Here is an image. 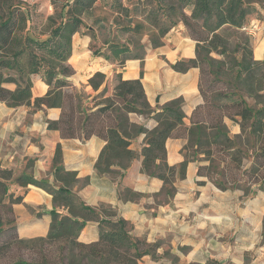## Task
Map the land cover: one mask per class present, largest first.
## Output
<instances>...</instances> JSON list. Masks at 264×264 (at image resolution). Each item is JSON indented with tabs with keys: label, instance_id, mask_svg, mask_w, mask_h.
Segmentation results:
<instances>
[{
	"label": "trees",
	"instance_id": "trees-1",
	"mask_svg": "<svg viewBox=\"0 0 264 264\" xmlns=\"http://www.w3.org/2000/svg\"><path fill=\"white\" fill-rule=\"evenodd\" d=\"M100 1H106L115 11L130 15V9L124 6L123 0H51L55 12L46 18V32L37 33L31 11L22 6L21 0H0V101L12 108L31 105L32 76L41 75L49 90L46 95L34 99L35 109L46 106L62 110L57 121H49L48 128L60 130L65 138L87 139L94 134L105 137L107 144L96 163L99 173L120 176L122 172L115 167L126 170L142 156V171L164 180V190L169 196L174 194L176 179L185 177L189 161L203 163L198 169L200 176L209 175L204 160H213L215 152L225 155L227 152L234 161L242 163L244 151L229 136L224 123L226 117L240 123L241 135L248 133L262 140L255 156L256 162L264 160V93H260L264 89V75H259L264 61L252 60L250 31L245 30L256 22L264 23V19L253 17L257 5L264 10V0H140L146 5L154 3L144 17L154 27L151 35L154 48L162 46V39L180 22L196 43L195 59L173 65L179 71L190 66L200 69L199 89L203 103L194 110L190 126L184 121L182 98L153 109L141 79L123 80L117 76L114 91L108 95L107 76L95 73L89 79V84L96 91L91 105H86L80 92L75 94L69 90L74 87L70 78L75 74L69 62L73 37L84 25V16ZM123 28L134 30L131 25ZM233 36L238 39L236 43ZM104 44L103 51H94L95 56L120 64L131 58L125 56L131 50L127 43L107 40ZM241 51L243 54L249 52L250 56H244ZM140 58L144 59V55ZM208 78L209 85L206 86ZM9 84L15 88H8L6 85ZM216 84H221L222 88L218 89ZM134 90L137 95L130 102L129 93ZM249 98L255 101L251 103ZM129 103L131 109L126 110ZM130 112L152 117L158 125L148 129L131 122ZM141 134H145L144 146L138 153L130 145ZM173 135H182L188 140L185 160L177 167L168 165L166 160L165 142ZM53 175L59 186L50 179L37 178L31 172L15 175L13 169L0 163V204L7 202L13 208L21 203L29 185L40 187L53 196L55 206L51 211L50 230L38 241L68 246L70 253L78 248L80 252L108 251L113 255L119 254L120 248H137L139 242L144 241L133 239L128 232V221L123 218L115 220L116 213L111 208L102 206L94 209L71 191L70 184L78 179L75 172L65 170L61 145H58L53 159ZM259 179V189L264 190V174ZM11 183L18 190L11 191ZM215 184L221 190L228 189L226 182L215 181ZM59 207L66 213H61ZM89 221L99 223L100 237L97 242L86 244L78 237ZM3 224L0 216V235L4 231ZM262 235L264 238V230ZM152 246L157 249L160 245L156 242ZM143 254L147 253H138L137 256ZM15 264L40 263L21 261Z\"/></svg>",
	"mask_w": 264,
	"mask_h": 264
},
{
	"label": "crops",
	"instance_id": "crops-1",
	"mask_svg": "<svg viewBox=\"0 0 264 264\" xmlns=\"http://www.w3.org/2000/svg\"><path fill=\"white\" fill-rule=\"evenodd\" d=\"M182 33L166 38L165 44L148 50L144 59L128 58L124 64L112 62L101 56H92L87 50V39H74L69 59L75 69L70 78L73 86L86 85L88 96L96 94L89 79L97 72L107 76L110 91H114L116 77L123 80L141 79L146 98L153 109L163 107L176 99H183L185 123L197 106L203 103L199 89V67L190 66L185 71L173 67L181 61L196 58V43ZM263 29L254 34V56L264 59ZM31 105L9 107L0 101V163L16 173L31 172L37 178L54 180L53 159L61 145L62 164L66 171L76 173L77 182L70 189L87 206L94 209L111 208L115 220L123 218L129 223V235L147 243H159L181 256L183 263L206 264L208 261L225 264H264V199L247 198L240 191L221 190L206 176L198 175L203 163L189 161L184 178L174 182L175 191L169 196L164 190V180L142 171L143 157L131 167L116 170L122 175L99 173L96 163L107 144L105 137L65 138L60 130L48 128L49 121H57L61 108L35 109L34 99L47 94L48 84L41 75H33ZM13 89L15 85H6ZM70 90V89H69ZM130 120L153 129L158 122L130 113ZM145 134L132 142L130 148L141 153ZM188 140L173 135L165 142L166 160L170 166H179L185 160ZM30 160H33L32 164ZM32 166H28V165ZM176 176L178 172L176 171ZM85 182V183H84ZM18 213V233L22 237L47 236L54 209L53 196L44 189L29 185L23 201L13 206ZM66 213L63 208H58ZM100 237L99 223L89 221L78 240L90 244Z\"/></svg>",
	"mask_w": 264,
	"mask_h": 264
},
{
	"label": "rangeland",
	"instance_id": "rangeland-1",
	"mask_svg": "<svg viewBox=\"0 0 264 264\" xmlns=\"http://www.w3.org/2000/svg\"><path fill=\"white\" fill-rule=\"evenodd\" d=\"M21 1L22 6L31 11L32 24L35 26L36 32H46V18L55 12L51 0ZM123 4L124 6L129 7V16H126V14L121 13L120 11L111 9L106 1L97 2L93 9L84 16V25L74 35L73 42L74 39L78 40V38L87 39V50L91 52L92 56H95V50H104V41L107 40L127 43L131 50L125 56L131 58H140V56L143 55L145 57L148 50L151 48L155 50L156 48H154L151 43V35L154 31V27L144 19L147 10H149L154 3L150 2L149 5H146L140 0H123ZM256 7L257 11L253 14V17H257L256 19H264V10L260 5H257ZM128 25L134 27V30L126 31L123 27ZM180 27H184L185 31H183V33L189 37L184 24L180 22L162 39L163 44L167 43L166 38H170L173 35L177 36L178 33H182ZM254 34L255 32L250 31L252 49H254L255 44ZM262 38L264 39V33ZM232 39L234 43L238 40L234 36ZM241 54H243L242 51ZM243 55L246 57L250 56L249 52ZM251 57L252 60H257L254 56V50ZM260 61H264V59ZM260 70L261 72L259 75H264V64L261 65ZM116 83L117 82L115 81V84ZM205 83L206 86L209 85V78ZM86 85L87 84H82L77 87L74 86L70 91L75 94L80 92L86 105H91V100H93L91 98L93 95L88 96L85 89ZM215 87L218 89L222 88L221 84H216ZM139 92L141 91L139 90ZM208 92L210 95L213 93L212 89ZM112 93L113 92H111L109 88L108 95ZM260 93H264V89H262ZM129 94L131 97L130 102H132V99L136 97L137 92L134 90ZM139 100H141V98ZM249 100L251 103L255 101L252 98H249ZM125 108L126 110H130V103L125 106ZM137 115L146 119L151 118L147 115ZM130 121L133 122L132 120ZM224 123L228 129L229 136L235 139L236 145L244 151V155H242L243 160L242 163L239 164L237 161H234L233 156L229 153L226 152L225 155L222 154V152H215L213 153V160H204L207 166L206 173L209 174L206 177L214 184L215 181L226 182L227 190L240 191L242 195L247 198L262 197L264 199V190L259 189V177L264 174V160H258V162H256L255 156L256 151L260 149L263 143L262 140H258L250 136L248 133L241 135L240 123L228 117L224 119ZM137 124L143 125L140 123ZM237 134H240L241 136L236 137ZM136 138H134V140H136ZM260 161H262L261 164ZM14 173L15 175L19 174L15 171ZM10 189L11 191L18 190L12 183L10 184ZM17 214L18 213L14 211V208H12V205L9 203L4 202V204H0V216L4 223V231L0 235V264H15L21 261L40 264H69V262L72 264H185L183 263L181 256L178 254L171 252L170 250H165V248L158 252V250L154 249L152 246L153 243L150 244L146 241L139 242L137 248L132 247L129 250L120 248L119 254L115 255L109 254L108 251L92 253L90 250H84L80 252L78 248H76L73 253H70L68 246L61 247L59 244H47L38 241L40 237L45 236H20L18 233ZM144 252L147 254H143L140 257L137 256L138 253ZM206 264L218 263L208 261Z\"/></svg>",
	"mask_w": 264,
	"mask_h": 264
},
{
	"label": "built area",
	"instance_id": "built-area-1",
	"mask_svg": "<svg viewBox=\"0 0 264 264\" xmlns=\"http://www.w3.org/2000/svg\"><path fill=\"white\" fill-rule=\"evenodd\" d=\"M259 29H263L264 30V23L261 22H256L254 23L250 28H246L245 30L249 31H257ZM225 264H234V263H225Z\"/></svg>",
	"mask_w": 264,
	"mask_h": 264
}]
</instances>
